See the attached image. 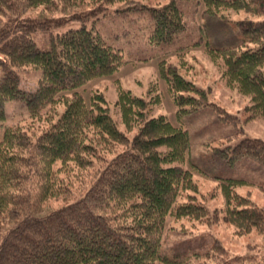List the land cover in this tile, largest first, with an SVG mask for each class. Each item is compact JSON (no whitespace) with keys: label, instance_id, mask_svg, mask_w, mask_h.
I'll return each instance as SVG.
<instances>
[{"label":"trees","instance_id":"16d2710c","mask_svg":"<svg viewBox=\"0 0 264 264\" xmlns=\"http://www.w3.org/2000/svg\"><path fill=\"white\" fill-rule=\"evenodd\" d=\"M198 2L207 17L246 14L236 24L245 26L253 48L206 53L226 87L249 99L245 123L264 120V20H256L264 18V0ZM130 9L149 12L153 45L171 44L187 30L177 0H0V264H263L255 254L231 253L218 239L205 252L167 249L169 221L225 223L237 237L264 236V207L239 192L250 184L244 179H222L202 195L205 201L199 198L188 167L190 134L153 115L159 94L139 97L117 81L115 117L102 91L89 102L77 91L127 64L96 27L53 35L45 51L35 41L38 32ZM159 69L178 116L213 107L225 121H238L178 66L162 61ZM28 70L41 71L34 92L21 88ZM15 100L26 102V120H7L5 104ZM219 151L231 166L244 158L264 166L262 139L243 138ZM215 197L223 205L211 209L207 201ZM54 202L62 203L52 208Z\"/></svg>","mask_w":264,"mask_h":264},{"label":"rangeland","instance_id":"374dc122","mask_svg":"<svg viewBox=\"0 0 264 264\" xmlns=\"http://www.w3.org/2000/svg\"><path fill=\"white\" fill-rule=\"evenodd\" d=\"M142 5H155L167 3L170 0H134ZM178 5L186 14L187 30L171 44L153 45L150 42L152 20L149 12L143 10H128L123 13L109 10L107 15H100L88 21H72L51 31H41L35 35L39 49L47 50L51 36L81 27H96L107 39L108 43L119 48L127 64L112 76L94 80L78 89L89 102L94 91H102L116 117L115 103L118 99L116 82L120 81L125 89L146 99L159 94L162 98L160 105H154V116L165 115L177 126L183 127L190 134V149L187 154L188 167L193 170L201 194L208 196L219 185L222 179H244L250 184L239 189L242 195H249L259 206L264 207V166L251 158H244L236 165L231 166L221 156L220 149L228 145L234 146L243 138H258L264 140V120L245 123L244 109L249 105V99L235 90L226 87L220 80L221 70L212 62L206 53L207 47L214 49L236 46L238 50L254 47L248 42L243 32L244 25L236 24L246 18L225 11L218 17L202 15V5L198 0H177ZM128 6H134L130 4ZM125 6V7H128ZM37 13V11L33 12ZM56 17L62 16L56 14ZM256 20H264L258 18ZM196 45L187 51V44ZM162 61L178 66L180 73L193 79L204 89H211L210 101L219 105L225 111L238 117L236 122H227L223 118L225 113L219 114L213 107L204 108L186 116H178L177 108L168 94L167 82L161 78L159 65ZM185 61L183 66L181 62ZM188 66H191L187 70ZM21 88L34 92L38 87L41 76L40 70L21 72ZM154 84L157 91L153 89ZM69 96L73 92L68 93ZM7 120H26L28 117L26 102L15 100L5 104ZM60 112L64 106L59 108ZM227 120H230L229 118ZM2 128V127H0ZM3 130L0 129V139ZM133 137V136H131ZM54 202L52 208L61 205ZM211 209L223 205L221 197L207 201ZM168 235L166 247L180 252H205L215 244L218 239L222 244L236 255L255 254L263 263L264 236L252 234L237 237L228 224L209 228L193 222H168ZM202 262V261H201ZM203 263V262H202ZM196 264V263H195ZM264 264V263H263Z\"/></svg>","mask_w":264,"mask_h":264}]
</instances>
